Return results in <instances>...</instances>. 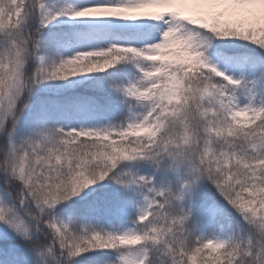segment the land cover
<instances>
[{
	"label": "snow or ice",
	"instance_id": "6c2138e0",
	"mask_svg": "<svg viewBox=\"0 0 264 264\" xmlns=\"http://www.w3.org/2000/svg\"><path fill=\"white\" fill-rule=\"evenodd\" d=\"M0 264H264V0H0Z\"/></svg>",
	"mask_w": 264,
	"mask_h": 264
}]
</instances>
